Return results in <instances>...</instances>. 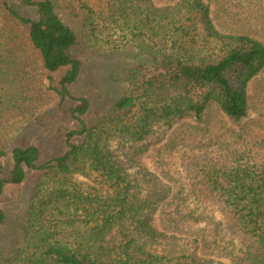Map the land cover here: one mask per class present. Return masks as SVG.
Listing matches in <instances>:
<instances>
[{"label": "trees", "instance_id": "obj_1", "mask_svg": "<svg viewBox=\"0 0 264 264\" xmlns=\"http://www.w3.org/2000/svg\"><path fill=\"white\" fill-rule=\"evenodd\" d=\"M0 1V172L17 123L35 116L49 97L59 106L72 99L68 86L81 68L72 54L78 39L57 9L82 16V25L92 33L108 24L128 36L134 48L130 56L137 59L126 70L128 92L112 114L91 127L81 122L78 131L67 134L64 154L39 163L35 146L10 149L12 166L8 177L0 179V195L6 184L22 183L27 170L39 174L27 207L23 245L5 264H212L196 261L186 247L177 250L173 235L149 225L144 209L167 199L173 203L170 188L142 193L113 157L110 142L135 144L155 125L188 115L201 120L211 103L242 123L251 106L248 83L264 70V41L244 32L223 33L214 16L233 7L235 22L262 16L264 23V0H177L163 7L152 0ZM9 2L36 8L37 18L21 15ZM96 5L104 8L103 14ZM64 67L67 71L53 87L45 74ZM87 108L81 99L71 113L81 115ZM259 117L256 132L242 130L239 146L225 141L217 158L191 170L188 184L191 196L222 215L217 224L206 222L214 226L209 239L206 229L189 223L195 227L194 241L208 248L217 245L213 250L228 264H264V114ZM75 136L81 138L78 144L72 141ZM74 175L90 184L76 182ZM177 188L179 201L183 187ZM3 220L0 211V225ZM180 223L172 218L170 225ZM221 229L229 243L217 242ZM159 237L169 240L172 256L146 249Z\"/></svg>", "mask_w": 264, "mask_h": 264}, {"label": "rangeland", "instance_id": "obj_2", "mask_svg": "<svg viewBox=\"0 0 264 264\" xmlns=\"http://www.w3.org/2000/svg\"><path fill=\"white\" fill-rule=\"evenodd\" d=\"M152 1L157 7H163L172 5L177 0ZM9 4L17 7L21 15L37 18V10L34 7H26L19 2ZM95 9L101 14L104 13V8L100 5H96ZM231 10L233 7L225 13L217 12L214 16L219 30L223 33L244 32L264 41L262 16L259 21L257 17H247L244 22H235ZM57 13L63 22L74 30L78 39V45L73 48L72 54L80 62L81 68L75 82L68 86L72 99L67 98L59 106L54 97H49V102L35 116L25 123H17L18 127L15 126V129H18L15 130L2 160L0 179L7 178L11 169L10 149L35 146L39 151V163L61 156L67 150L66 136L69 132L78 131L81 122L91 127L109 117L115 104L128 92L126 70L137 60L130 56L134 54V48L127 41L129 37L123 38L108 24L98 26L92 33L88 27L82 25V16L71 17L62 9H57ZM94 20L97 23V19ZM67 69L64 67L56 72L46 73L45 76L51 78L53 87H57ZM247 89L251 106L247 118L242 123L233 122L211 103L202 114L201 120L188 115L170 124L155 125L144 140L135 144H121L115 139L110 142L113 157L137 180L142 193H147L153 188H170L168 198L171 197L173 203L167 204V199L163 204L144 209V218L158 233H164L167 237L173 235L174 238L170 240L177 245L176 249L186 247L196 261L228 264L225 257L217 255L216 250H213L217 245L208 248L199 241H194L195 227L190 228L189 223L195 222L198 228L206 229L205 238L209 239L214 235L212 224L222 221V215L218 209L208 205L210 203L200 202L191 196L188 184L193 176L191 170L204 161L217 158L224 151L225 141L239 146L236 142L242 130L252 129L256 132L259 129L256 120L260 118L259 114H264V70L248 83ZM81 99L87 101L88 108L84 114L73 115L71 110L80 105ZM80 140L77 136L72 138L75 144ZM38 174L36 171L27 170L22 183L6 184L2 189L0 211L4 213V220L0 225V264H5L9 254L23 245L28 218L27 207ZM73 179L84 185L90 184L88 179L80 175H74ZM180 185L183 191L177 201L175 191ZM193 217H197L199 221H193ZM172 218L182 223L178 227H172ZM206 222L212 224L206 225ZM221 228L224 226L221 225ZM216 240L220 244L231 241L224 229H221ZM148 244L146 249L152 252L163 253L167 257L174 253L169 250L168 239L159 237L156 242Z\"/></svg>", "mask_w": 264, "mask_h": 264}]
</instances>
